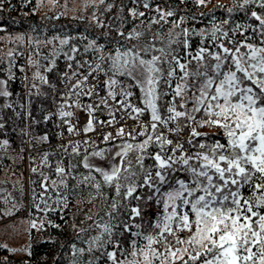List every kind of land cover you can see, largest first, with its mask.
<instances>
[{
  "label": "snow or ice",
  "instance_id": "1",
  "mask_svg": "<svg viewBox=\"0 0 264 264\" xmlns=\"http://www.w3.org/2000/svg\"><path fill=\"white\" fill-rule=\"evenodd\" d=\"M196 3L205 5L207 0H196ZM257 4L264 9V0H242V3L228 8L227 12L244 11L248 6ZM143 7H149L146 0ZM157 11L160 12V20L153 23H160L174 15L171 10L165 12L157 8ZM129 12L134 18L145 15L134 9ZM250 15L258 22L256 28L236 24L224 30L229 23L224 20L220 24L213 23L210 33L204 29L198 33L190 32L185 28L182 33L176 34V38L171 33L166 38L154 35L145 44L123 50L117 47L114 55L100 56V62H110L108 67L96 63L92 69L109 77L105 81L108 95L113 99L123 97L117 101L121 107L130 108L136 117L145 113L150 117L138 133L145 137L142 142H125L117 146L114 160L107 167L91 164L87 154L82 160L83 167L98 173L103 184L115 190L117 198L140 199L134 194L144 187L151 190L147 199L162 205L161 218L150 225L153 233H131L143 236L146 243L140 247L135 240L131 242L130 255L134 259L126 264H264V13L250 11ZM183 22L184 17H181L173 27H179ZM241 29L245 32L251 30L254 34L258 32L259 43L248 42L250 37L244 35ZM230 33H239L242 38L237 40L234 35L230 37ZM118 35L127 40H138L143 33L133 29L126 37L123 31H118ZM191 35L206 37L217 50L201 46L195 53L189 51L181 57L173 45L189 49ZM181 36L183 39H180ZM225 41L231 46H226ZM68 43L69 39H60L61 45ZM157 43L162 46L157 47ZM95 45L93 40L89 47ZM72 51L75 52L76 48L73 47ZM182 59L185 62H181ZM178 71L180 75H177ZM117 77H128L130 85H122ZM173 81H178L174 89L171 88ZM6 83L0 80V96L10 95L3 89ZM117 85H120L119 92L115 90ZM165 86L170 88L171 100L162 103L163 98L169 95L163 90ZM78 87L79 82L73 85V88ZM130 87L139 89L142 107L133 105L128 99L133 95ZM85 94L92 95L90 90ZM75 103L78 104V101ZM65 105L70 106L67 101ZM188 105H191L190 110ZM178 107L185 110L180 111ZM87 110L91 116L94 111L92 106L88 105ZM162 110L166 111V116L162 115ZM195 114H203L204 118L197 121ZM59 115L66 118L73 113L62 110ZM181 118L195 121L197 127L219 129L223 142L199 143L194 155L185 154L184 143L192 146L194 138L207 133L193 127L184 143H174L163 131H159L160 128L169 133L179 131L177 122ZM65 123L69 121L65 120ZM170 123H177V127H168ZM72 130L69 127V131ZM83 130L86 133L94 130L93 119L88 120ZM116 135L123 137L124 129L121 128ZM111 138L110 133L103 137L105 142ZM7 143L3 141L4 145ZM153 145L158 146L159 151L147 157L154 161V166L146 168L145 154ZM78 151V146L73 148L74 153L78 154ZM91 156L103 160L105 150L92 152ZM55 171L60 177L67 174L62 166H57ZM181 172L185 174L183 178L174 175ZM48 179L44 177L45 181ZM84 179L94 177L86 176ZM51 185L56 187L57 181L52 180ZM60 185L66 187V180L62 178ZM43 186L47 188V184ZM95 187L100 188L101 184L97 182ZM245 191L249 194L245 195ZM111 207L115 210L118 204L114 202ZM131 214L140 217L141 209L133 207ZM133 226L142 227L140 224H124L123 229L130 232ZM96 227L102 231L92 238V244L100 242L105 234L109 237L113 234L111 224L102 223ZM183 232L189 233L187 239L179 237V233ZM168 237H173L174 243ZM108 243L113 242L109 239ZM161 244L164 245L163 250L157 247ZM115 247H121L119 242ZM106 255L113 264H125V261L117 260L116 251Z\"/></svg>",
  "mask_w": 264,
  "mask_h": 264
},
{
  "label": "trees",
  "instance_id": "2",
  "mask_svg": "<svg viewBox=\"0 0 264 264\" xmlns=\"http://www.w3.org/2000/svg\"><path fill=\"white\" fill-rule=\"evenodd\" d=\"M133 1L100 0L97 3L86 5L76 17L54 18L52 11L40 12L36 0H0V27L11 30L25 28L31 36V43L45 41L51 37L54 41L58 38L62 39L64 36L69 39L68 44L61 46L63 50L60 48V51L57 52H46L35 56L37 63L34 62V68L44 83L38 84L37 91L29 97L28 116H26L23 90L16 81L18 66L9 57L6 62V66L9 68L5 71L0 69V76L3 77V81L7 82L4 85L5 90L10 93L9 96H0V125H3L0 127V139L8 141L7 145L2 144L6 152L0 154V163L7 167V173L16 178L13 183L9 181V184H6L10 191V201L14 202L12 211L14 214L24 213L28 218H40L37 226H31L28 229V242L22 249L9 247L0 241V264H113L106 255L111 251L117 252V260L126 261L131 257V242L133 240L140 247L146 243L143 236L137 237L131 233H153L154 229L150 225H154L161 218L162 205L156 204L155 200L147 199L151 194L150 189L139 188L134 196H139L140 199L117 198L115 190L104 185L102 177L98 173L90 172L82 164V158L86 151L106 149L118 143L142 142L145 137L139 136V132L98 145L81 146L78 148V154L74 153L72 149H62L54 143L58 124L54 108L61 107L64 95L70 93L67 89L54 90V86L59 83L62 74L68 67L73 68L70 77L76 76L98 52L97 46L82 48L83 38L86 40L91 38L96 41V45L103 46L117 39L118 31H123L125 37L133 29L143 33L138 40H127L122 37L120 41L123 50L133 45L145 44L151 41L154 35L168 37L169 34L164 33L166 28H171L169 33L173 38H176V34L182 33L185 28L190 29V32L198 33L204 29L210 33L213 23L220 24L224 20L229 21L224 26V30L234 27L236 24H247L256 28L258 22L251 18L250 11L264 13V9H260L258 4L250 5L244 11H234L231 14L227 12L228 8L242 3V0H207L205 5H198L196 0H183V2L182 0H146V2L160 1L172 6L176 13L186 16V21L174 28V22L179 20H169L166 24H163L162 21L153 23V21L160 20V17L156 14H148L144 16L141 24L132 25L129 5ZM138 1L145 2V0ZM53 4L56 11H61L58 1ZM241 32L250 37L248 42L259 43L258 32L254 34L251 30L245 32L244 29H241ZM233 35L237 40L242 38L239 33H230V37ZM180 39L183 37L181 36ZM225 43L226 46H231L227 41ZM190 45L191 47L187 50L179 44L173 45V48L181 57L189 51L195 53L201 46L211 51L217 50L213 42L198 35H191ZM156 46L161 47L162 45L157 43ZM73 47L76 48L75 52L72 51ZM109 54L114 55L115 50H110L104 57ZM181 62L185 61L182 59ZM99 63L102 67L107 68L110 62L105 60L104 62L99 61ZM177 75H180L179 71ZM106 78L109 77L106 76ZM117 79L124 86L130 85L128 77H117ZM177 82L173 81L171 88L174 89ZM115 90L119 92L120 85H117ZM129 90L133 92V95L128 98L130 102L137 107H142L140 99L142 94L139 89L130 87ZM163 90L169 93L162 100V103H166L171 100V92L167 86ZM117 97L120 100L123 99L121 96ZM5 105H11V107H5ZM188 109H191V105H188ZM178 110L184 111L185 109L178 107ZM162 115L166 116V111L162 110ZM195 115L197 121L204 118L203 114ZM142 116L147 120L150 118L147 113ZM26 117L30 119L28 128L31 136L42 145L40 148L28 152L27 155L25 154ZM59 120L63 122L65 118ZM192 122L195 121H186L183 118L177 122L181 125L186 140L191 133L189 125ZM198 129L199 132L207 133V135L193 139V145L189 146L190 153L188 155L195 154L200 142L211 143L217 140L223 142V135L219 129L215 127H198ZM159 131H162L161 128ZM44 137L47 139H43ZM132 137L135 139L133 140ZM186 144L184 143V146ZM157 151H159L158 146L149 147L144 160L146 168L154 166V161L147 157ZM168 154L171 153L168 152ZM177 155L179 154L177 153ZM45 158H47L46 161ZM57 166L66 169L67 174L64 177L56 174ZM32 169H36V171L33 172ZM46 170L54 173L53 180L57 181L56 187L51 185L52 180L48 183L47 188L43 186V173ZM174 175L177 178H183L185 174L181 172ZM86 176L94 177V179L85 180ZM62 178L66 180V187L60 185ZM97 182L101 184L100 188L95 187ZM94 192L97 193L95 196H93ZM244 194L248 195L249 192L245 191ZM93 199H98L97 207L92 204ZM114 202L118 204V208L115 210L111 207ZM133 207L141 209L140 217L132 216L131 209ZM110 212L111 216L108 215ZM2 217L4 216L2 215L0 219ZM93 219H95L94 226L102 223L111 224L113 227L112 236L109 237L105 234L97 244L90 243L92 238L102 231L98 228L97 232H94L97 234H91L94 228L91 226ZM124 224H140L142 227L138 229L133 226L130 232H125ZM188 235L187 232L179 233L181 239H187ZM109 239L113 243H108ZM168 239L174 243L173 237H168ZM116 242L121 245L119 249L115 247ZM157 247L163 250L164 245L161 244ZM80 249H84V251L81 252Z\"/></svg>",
  "mask_w": 264,
  "mask_h": 264
},
{
  "label": "built area",
  "instance_id": "3",
  "mask_svg": "<svg viewBox=\"0 0 264 264\" xmlns=\"http://www.w3.org/2000/svg\"><path fill=\"white\" fill-rule=\"evenodd\" d=\"M147 3L149 4V7L144 8V2L133 1L129 5V10L134 9L137 13L144 12V16H146L148 14L160 15V12L157 11V8H159L165 12L169 10L174 12V15L172 17H167L165 20H168L169 18H175L177 17V15L183 17L182 13H176L175 10L170 8L166 3L160 1ZM144 16L137 15L135 18L131 16V19L133 20V23L136 24L140 23L143 20ZM43 42L44 43L40 45L37 44V53L43 54L45 52L54 50L55 44L53 41ZM100 46L98 52L94 55L95 60L92 59V61H90L88 65L83 67L79 74L70 77V73L73 72V68L68 67L66 72L62 74L59 83L54 86V90L67 89L70 91V93H73L71 95L70 93L66 94L64 96L63 103V108L65 109V111H70L73 113L71 117L65 118V120L69 121V123L60 121L59 119H61V117L57 115L56 107L54 108L55 117L56 119H58L54 143L62 149H73L77 146L80 147L86 145H98L104 143L105 141L103 137L105 135H108L109 133L112 137L110 140L118 139L120 137H118L116 134L121 128L124 129L125 135H127L128 133H138L142 130L141 125L149 122L142 115L136 117V113L131 112L130 108L125 109L121 107V105L117 103V101L120 100L118 97H116V99H113L108 95L109 89L105 84V81L107 80L106 75L103 72L92 71L96 63L99 62L98 60L100 56L106 55V53L110 50H115L117 47H121L120 39L117 41H113L110 44L103 45L102 48ZM16 59H19L18 62L24 64L25 57L22 56L21 53L16 55ZM85 76L88 77L87 80L84 79ZM31 77L32 76L28 69H25L24 72H17L16 75V81L22 88L25 99L26 97H29L30 94L36 92V81H32ZM77 82L80 83V87L73 88V85L77 84ZM89 90L91 91L92 95L85 94ZM75 93H79V95H76ZM65 101H67L70 106L65 105ZM76 101H78V104L75 103ZM88 105H91L94 109V111L91 113V116L89 115V112L87 110ZM89 119H93L94 130L86 133L83 129ZM109 121H112V123H109ZM26 123L27 128L28 123H30L27 117ZM69 127H72L73 130L69 131ZM174 134L173 132L169 133L165 130V135L168 139L173 140V142L178 139L177 137L183 135L182 131L180 130L174 131ZM180 139L182 143L186 141L184 137ZM30 144L31 146L29 145V143L27 144L25 153L30 150L38 149L42 146L36 140H32ZM186 147L188 148L187 153L189 154L190 147L186 144V146L184 147L185 150ZM97 230L98 227L96 226L92 229L93 232H97Z\"/></svg>",
  "mask_w": 264,
  "mask_h": 264
},
{
  "label": "rangeland",
  "instance_id": "4",
  "mask_svg": "<svg viewBox=\"0 0 264 264\" xmlns=\"http://www.w3.org/2000/svg\"><path fill=\"white\" fill-rule=\"evenodd\" d=\"M56 1H58V6H60V8H61V11H59V12L56 11L54 4H53ZM99 1L100 0H36L37 5H38V9L40 10V12H43L45 10L52 11V12H54V18H62L63 16L67 17V18L76 17L78 12L81 11L82 9H84V7L86 5L91 4L93 2L97 3ZM168 6L172 9H174L172 6H170V5H168ZM156 15H158L160 17L159 14H156ZM183 17H184V22H185L186 16L183 15ZM180 18L181 17L179 15H177V17H175V18H171L168 20H162V23L166 24L169 20H173V21L174 20H180ZM142 22H143V20L140 23H136V24H141ZM132 25H135V23H133ZM170 30H171V28H166L164 30V33L167 32L169 34ZM62 39H67V37L64 36ZM119 39L121 40L122 37L119 36L117 39H115L113 41H117ZM30 40H31V36H30V34H28V32L26 31L25 28H19V29L11 30V29H7L5 27H0V69L5 71L9 68V66H6V62H7L8 58L10 57L11 60L18 66L17 72H21V71L24 72L25 69H28V71L30 72V74L32 76L31 77L32 81L33 80L36 81L35 86H36V91H37V85L40 83L41 84L44 83V81H43V79H41L39 77V74L37 73L36 69L34 68V62L37 63V58L35 56L37 54L40 55L39 53L36 52V47H38V45H40L44 42L39 41L36 43H31ZM45 41H53L55 44L54 50H52L50 52L60 51V48H61V50H63V47H61L63 45L60 44V38H58L56 41H54L53 37H51ZM91 41H93V39L89 38L86 40L83 38L82 39V45H81L82 48L89 47ZM120 43H121V41H120ZM96 46L99 49V45H95V47ZM9 53H11L12 55L9 56ZM19 53H21L22 56L25 57L24 64H22L21 62H18L19 59L18 60L16 59V55ZM103 56H105V55H103ZM92 59H94V56L92 57ZM92 59H91V61H92ZM2 64H3V66H2ZM0 80H3L2 76H0ZM3 89L5 90L4 86H3ZM32 94H34V93H32ZM32 94H30V95H32ZM30 95H29V97H30ZM29 97H26V99L24 97V100L26 102V103L24 102L25 110L27 112L26 116H28V109H29L28 103H29V99H30ZM60 100H61V98H60ZM63 103H64V97H63ZM26 104H27V106H26ZM62 110L65 111V109L63 108V105H61V107H56V111H57L58 116H60L59 113ZM149 119L147 121H149ZM28 120H30V119H28ZM25 123H26V121H25ZM173 125H168V127H170V128H176L177 127V123H174ZM178 125H179L180 131H182L181 125L179 123H178ZM189 126H190V128L196 127L197 131H199L197 124L195 122L190 123ZM161 130L165 133L166 129L161 128ZM173 134H174V132H173ZM25 135H26L25 136V150H26L27 144L29 143V145L31 146L30 142L32 140H36V139L31 136L28 125L26 128V134ZM179 137L183 138L184 136L182 135ZM179 137H177L178 139H176L174 143H176L177 141L182 143V141ZM184 138L186 139V137H184ZM185 139H184V141H185ZM2 144H3V141H2V139H0V154L6 152L5 147ZM119 145H122V143L113 144L112 146H109L106 149L103 148L105 150V158L103 160H101L100 158L91 156L92 152L99 151L100 149L89 150V151H86L85 154L88 155L89 162L91 164L96 165V166L107 167L109 164H111L113 162L114 151L117 149V146H119ZM80 147H78V148H80ZM82 147H85V146H82ZM34 150H36V149H34ZM184 150H185V148H184ZM187 150H188V148L186 147L185 154H188ZM31 151H33V150H30L28 152H31ZM28 152L25 154L27 155ZM178 154H180V153H178ZM82 160H83V158H82ZM6 168H7L6 166L1 165V163H0V217L2 215L4 216V217H2V219H0V241L9 247H12L15 249H20V248L22 249L23 246L26 245L28 242V229L31 226H33V224H35V226H37L39 221H40V218H37V217L28 218L24 213H18V214L13 213L12 207L14 205V202L10 201V195H9L10 191L7 188L6 184L8 185L9 181L13 183L14 180H16V178L14 176H12L10 173H7ZM25 170H26V168H25ZM43 175H44V177L49 178L47 181H45L43 179L44 185L45 184L48 185V183L51 180H53V178H54V173H51V171H49V170L44 171ZM96 194L97 193L94 192L93 196H95ZM98 202H99L98 199L92 200V204H94L96 207L98 205ZM11 212H12V214H10ZM94 220L95 219H93V223H91V226H93V227H95L94 226L95 225ZM93 233L94 232H92L91 234L93 235ZM94 234H97V233H94ZM131 259H134V258L130 257V259H127L125 261V264L128 260H131Z\"/></svg>",
  "mask_w": 264,
  "mask_h": 264
}]
</instances>
